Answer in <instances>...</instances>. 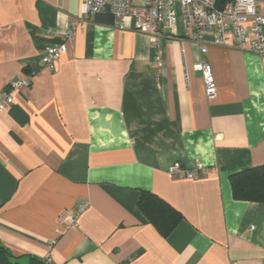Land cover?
Masks as SVG:
<instances>
[{
  "label": "crops",
  "instance_id": "crops-1",
  "mask_svg": "<svg viewBox=\"0 0 264 264\" xmlns=\"http://www.w3.org/2000/svg\"><path fill=\"white\" fill-rule=\"evenodd\" d=\"M84 1L0 0V94L32 76L0 113L2 244L23 264L31 255L53 264H264V202L236 199L230 178L264 164V56L203 51L180 21L174 36L131 20L120 28L90 16L82 26ZM62 41L66 53L46 66V48ZM200 60L213 67L212 99ZM174 162L206 172L172 176ZM143 191L183 215L169 235L139 208Z\"/></svg>",
  "mask_w": 264,
  "mask_h": 264
},
{
  "label": "built area",
  "instance_id": "built-area-1",
  "mask_svg": "<svg viewBox=\"0 0 264 264\" xmlns=\"http://www.w3.org/2000/svg\"><path fill=\"white\" fill-rule=\"evenodd\" d=\"M107 10L117 27H126L133 21L137 30L152 36L178 33V22L183 32H191L193 41L205 51L210 44L253 52L264 56V14L259 10L258 0H231L223 6L218 0H85L82 4L81 21L84 22L97 13ZM76 26L65 33L69 39L76 33ZM155 62L163 63V50L155 45ZM67 51L65 41L48 46L42 56L43 63L53 68L57 60ZM201 72L205 83V93L209 99L217 96L218 85L211 63L200 60L194 65ZM32 76L26 75L13 80L0 94V113L8 109L14 101V92L31 84ZM264 133V125L262 127ZM199 167V166H198ZM204 168H187L180 162L168 167L170 175L195 178ZM87 204L79 208L84 210ZM63 222L74 224L76 217L62 213ZM50 261V260H48Z\"/></svg>",
  "mask_w": 264,
  "mask_h": 264
},
{
  "label": "trees",
  "instance_id": "trees-1",
  "mask_svg": "<svg viewBox=\"0 0 264 264\" xmlns=\"http://www.w3.org/2000/svg\"><path fill=\"white\" fill-rule=\"evenodd\" d=\"M229 1L231 0H218V5L223 6ZM94 18L98 22L113 23V18L107 10L97 13ZM14 113L18 119H27L26 112L20 107H15ZM230 178L233 195L236 199L264 202V164L232 174ZM138 205L149 222L164 236L169 235L183 219V215L179 210L153 192L143 191ZM0 264L23 263L0 241ZM28 264L53 263L42 257L31 255Z\"/></svg>",
  "mask_w": 264,
  "mask_h": 264
}]
</instances>
